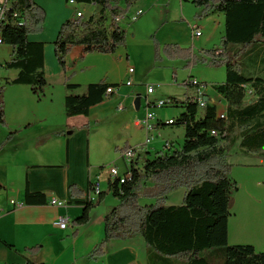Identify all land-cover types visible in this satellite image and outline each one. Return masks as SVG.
Masks as SVG:
<instances>
[{
  "label": "trees",
  "instance_id": "trees-1",
  "mask_svg": "<svg viewBox=\"0 0 264 264\" xmlns=\"http://www.w3.org/2000/svg\"><path fill=\"white\" fill-rule=\"evenodd\" d=\"M67 2L69 0H66ZM82 6H94L95 11L87 18L71 17L60 27L53 42L58 64L65 73V111L68 118L89 116L92 108L115 99L108 89H119L122 84L109 83L104 79L84 88L71 82V70L67 57L76 48L80 59L88 54L114 55L127 43V31L115 17H126L138 0H75ZM203 10V15L223 14L225 34L221 45L201 50L198 57L193 47L185 48L178 43L162 45L155 42L154 59L181 60L190 69L198 63L212 67L224 66L226 81L211 88L227 103L221 114L216 104L206 94H198L179 100L169 97L168 107H180L183 113L177 118L160 121L162 125L184 128L182 147L167 144L165 149L152 158L144 151L138 152L128 172L122 177L110 178L105 191L100 190L95 199L97 183H88L84 191L73 184L70 196L81 215L73 220L79 228L91 222L93 210L100 207L111 195L118 206L105 216V237L89 253L91 261L106 255L107 244L142 237L147 245V264H178L177 258L186 264H264V252H256L253 246L228 244V222L231 216L233 196L238 184L231 178L233 164L231 151L238 146L244 155L264 157V0H181ZM47 18L46 10L35 0H13L6 8L0 24V38L4 45L13 49L12 58L6 62L8 70H18L14 80L0 83V134L7 127L4 91L8 85H26L41 98L48 82L44 73L45 43L29 40L30 35L43 33ZM244 57L242 60L241 58ZM250 62L260 72L243 73V64ZM191 90L201 91L207 84L195 82L193 77L184 81ZM248 95L253 99L246 103ZM207 102L200 107L199 99ZM156 102H149L153 106ZM203 109V114L199 115ZM215 132V134H213ZM16 132H9L0 142V151ZM132 149L126 145L123 149ZM145 154L148 158L144 161ZM3 186L0 185V189ZM184 188L183 203L164 206L168 196ZM142 198L155 200L154 204L142 205ZM85 199V200H84ZM46 193L25 191L24 205H47ZM78 231L74 233L77 235ZM1 241V240H0ZM7 248L14 246L1 241ZM42 247L36 245L26 251L36 255ZM27 264H36L28 261ZM44 264V263H38Z\"/></svg>",
  "mask_w": 264,
  "mask_h": 264
},
{
  "label": "crops",
  "instance_id": "crops-1",
  "mask_svg": "<svg viewBox=\"0 0 264 264\" xmlns=\"http://www.w3.org/2000/svg\"><path fill=\"white\" fill-rule=\"evenodd\" d=\"M2 1L0 0V2ZM35 1L45 8L47 18L43 33L30 35L29 40L45 43L44 73L49 86L41 98L37 97L32 92L31 87L26 85H8L5 87L7 127L0 134V142L5 139L9 132H16V135L0 151V185L3 186L0 191L4 193L0 198V202L4 204L0 206L5 210V215L0 218V240L14 246V250L20 254L24 250L30 261L36 264L41 262L52 264L48 258L43 256L46 252L52 253L55 233H67V239L76 242L84 230L92 229L94 224L98 223L99 231L92 235V237L95 236L93 250L105 237L104 219L110 209L105 207L108 196L100 207L93 210L99 212L97 219L94 220L91 214V222L84 227L77 228L73 226V220L78 215L72 219L68 214L69 206L55 207L50 204V201L56 199L66 202L68 205H74L72 203L77 200H73L69 192V187L73 184L86 191L89 182L98 183L100 190L105 191L110 179L107 169L115 167L118 170L117 163L120 160H123L126 165H130L122 157L126 145L132 148L141 147L144 152L150 154L148 145L152 144L151 141L154 137H157L159 139L157 143L163 147L158 151L160 152L165 149L167 144L176 147V141L172 138L176 135V131H170L168 135L161 134L160 130L166 125H162L161 128H157V125L162 119L152 121L154 127L149 133L138 127L136 123H140L147 116L149 110L147 99L149 98L146 95V103L142 104V97L134 90L129 91V86L125 87L124 84H122L124 87L121 86L122 88L120 87L115 93V99L92 108L89 116L68 118L65 111V73L59 67L55 51L53 55V51L50 49L49 63L51 66L49 67L47 63L48 43L45 37L47 34L46 26L52 22L53 34L50 40L51 42L55 41L61 25L72 16L68 18L62 16L50 0ZM158 4V0H151L145 3V10H152ZM85 7L92 9V11L89 10V16L95 11L94 6ZM139 10L144 9L139 8L132 16L136 15ZM198 11L203 13L201 8H198ZM202 13L201 16H205ZM198 15L197 13L196 17ZM221 18L219 17V23L220 25L224 23L225 29V18ZM202 36L203 34L196 40ZM8 47L10 50L9 59H11L13 49ZM74 52V58H79V61L69 73H73V79L78 77V73L85 77L84 80H77V82L74 80V82L86 87L91 83H98L110 78V66L101 76L95 77V75H97L99 63L114 65L119 49L114 55L88 54L82 59H80L79 48L74 49ZM127 58L129 59V55ZM119 59L122 61V57L119 56ZM10 71L11 77L8 79L17 78L19 71ZM58 73L60 78L64 79L63 89L54 92L49 87L52 77ZM118 81L122 80L111 81L110 83L118 84ZM196 81L200 82L197 79ZM207 90L206 88L199 92L196 91L195 95H208L212 100L211 103L216 104L221 114H224L227 110L226 101L213 89L211 93ZM83 91L84 89L81 92ZM128 108L130 111L126 114ZM170 119L172 118L166 120ZM132 122L134 128L139 130L138 132H144L145 140L134 141L130 127ZM66 131L69 132L66 133ZM183 134L185 137V131ZM147 139H150L148 144H146ZM251 156L256 155H244L242 151L239 152V155H232L231 153L230 161L233 164L231 178L238 184V191L233 196L231 216L228 222V244L230 246L250 245L254 247L256 252L261 253L264 252V162L255 163L252 160H246ZM128 170L129 166L125 174ZM27 187L32 193H46L47 205H24ZM12 197L17 200L12 199ZM90 197L95 199L96 195L91 194ZM11 201H15L21 206H13ZM63 210L64 213H62ZM79 211L82 213V208ZM58 215L70 217L71 226H73L71 232H68L71 226L66 230H61L55 226ZM76 231L78 233L74 235ZM58 241L62 243V241ZM36 245L42 247L38 254L32 255L26 251L27 248ZM106 249L107 252L104 257L97 261H91L87 257L88 261L82 263L147 264V245L140 236L124 241H111L107 244ZM74 257L75 255H73ZM76 264L81 263L76 262Z\"/></svg>",
  "mask_w": 264,
  "mask_h": 264
},
{
  "label": "rangeland",
  "instance_id": "rangeland-1",
  "mask_svg": "<svg viewBox=\"0 0 264 264\" xmlns=\"http://www.w3.org/2000/svg\"><path fill=\"white\" fill-rule=\"evenodd\" d=\"M57 12L60 13L65 18L69 16L74 17L76 9L82 10L85 13V19L89 17V10L91 8L85 7L82 5L72 6L66 0H50ZM151 0H138V2L131 8L129 15L126 16L127 19H132V16L136 10L143 8L145 10V3ZM159 4L156 7H153L152 10H145V14L134 23H122L123 29L127 31V43L125 47L119 48V52L116 55V60L114 65H106L99 63L97 69V76H101L106 68L110 66V78H106L110 83L111 81H118V84H124L126 87V82L129 78H132L134 85L128 87L129 91L134 90L135 93L139 94L142 97V104L146 103V95L148 87L155 88V94L150 95L148 98L149 102H156L160 100L167 99L169 97H175L179 100H184L186 97L194 96L196 91L191 90L189 87L184 85V81L188 80L189 76H193L194 80H199L200 83L207 84V87H203V90L206 88L208 92H212V85L222 84L226 81V69L224 66L212 67L209 64L198 63L190 69H186V63L181 60L170 61L166 58H163L159 61L154 59V48L155 42L159 41L162 45L166 43H178L182 47L189 48L193 47L194 52L198 57H202L200 54L203 49H213L221 45L222 36L224 35V23L220 25L219 17L225 18L223 14H209L206 16H201L202 12L198 11V8L191 3H185L181 0H158ZM44 8V7H43ZM45 9V8H44ZM199 14L196 17V14ZM50 14H52L50 12ZM221 18V19H222ZM54 19V24H55ZM68 20V19H67ZM193 24H197L203 34L201 38L196 40L198 37H194ZM45 25V24H44ZM46 40L48 43L47 49V63L49 67V59L51 57L50 50L53 51L54 55V46L51 42V36L53 34V23L51 22L46 26ZM74 50L67 57V62L69 63L71 69L79 61V58H74ZM100 55V54H96ZM129 55V59L127 58ZM119 56L122 57V61L119 59ZM10 58V50L7 45H0V83L3 84L5 79L11 77V71L5 67V64ZM242 60L244 57L241 58ZM60 67V66H59ZM133 69L134 74L129 76V70ZM243 73L249 75L252 71L260 72L256 67H252L250 62H245L243 64ZM58 75H55L51 79L50 89L54 92H58L60 89H63L64 79ZM71 76V82L75 83L80 80H84L85 77L80 76L73 79V73H69ZM62 79V80H61ZM123 82V83H122ZM123 86V85H122ZM123 86V87H124ZM85 86H82L81 90L78 93H82V89ZM122 88V87H121ZM253 99L252 95H248L246 103H249ZM151 112L154 113L155 117L153 121L157 119H162L164 121L169 118L177 119L182 113L183 109L180 107H168V108H151ZM130 111V108L126 110V114ZM203 114V109L200 110L199 115ZM131 130L133 132L134 141L138 142L145 140L144 132H138L134 128L133 122L131 123ZM170 131H176V135L172 138L176 141V147L180 148L184 141V128L179 126H165L160 132L161 134L170 133ZM69 131H66L68 133ZM162 137L160 138V140ZM156 140V141H155ZM159 140L157 137H154L152 144L148 145L150 152V157H154L155 154L162 149V145L157 143ZM155 141V142H154ZM161 143V142H160ZM162 144V143H161ZM164 150V149H163ZM144 151V149H143ZM240 148L236 146L232 151V155H239ZM231 157V154H230ZM148 158L145 154L144 161ZM246 160H252L255 163H263L264 157L260 156H251ZM130 165H126L123 160L118 161L117 167L121 176L125 175V172ZM185 189L181 188L168 196L167 201L163 204L164 206H179L183 203V198L185 194ZM17 194V193H15ZM4 195L0 191V198ZM16 197V196H15ZM14 197H12L13 199ZM11 199V198H10ZM14 200H17L14 198ZM66 206H69V216L73 219L74 216L78 218L80 213V207L75 205H68V203L63 202ZM118 200L109 195V198L106 201L105 207L112 209L118 206ZM142 205L154 204L155 200L142 198L140 200ZM4 203L0 202V205L3 206ZM64 213V210L63 212ZM99 213V212H98ZM97 211H93L92 216L94 220L97 219L99 215ZM99 224H94V227L89 230H84L78 241L73 242V240H68L67 233H55L54 234V244L52 247V253L46 252L44 258H48L52 264H76V262L82 263L83 261H88V254L94 247L93 243L94 237L93 234L99 231ZM73 226L68 229V232H71ZM62 241V243L59 241ZM76 258V261H74ZM178 264H186L188 261L186 259L177 258ZM30 261L28 254L22 250L21 254L16 252L14 249L7 248L4 244L0 242V264H27ZM32 263H35L31 261ZM48 264L46 262H41ZM214 264H221L219 259L213 261Z\"/></svg>",
  "mask_w": 264,
  "mask_h": 264
},
{
  "label": "built area",
  "instance_id": "built-area-1",
  "mask_svg": "<svg viewBox=\"0 0 264 264\" xmlns=\"http://www.w3.org/2000/svg\"><path fill=\"white\" fill-rule=\"evenodd\" d=\"M12 1L13 0H3L2 2H0V24L3 22V20L5 18L6 8L10 5V3ZM68 3L72 6H79V4L75 0H69ZM143 14H144V10H139V14L134 16V18H132V19H123V17H121V16H117V17H115V19H120L121 24L124 22L134 23V22L138 21V19H140V17ZM74 16L76 18L85 17V13L82 10H79L77 8ZM192 28H193V32H194V37H200L202 35V32L197 25H194ZM2 44L3 43H2V40L0 38V45H2ZM132 74H134V71H133V69H130L129 70V76ZM195 82H197V81L195 80ZM126 85L129 87H132L134 85L132 78H129L127 80ZM117 91H118V89H108V94H115V93H117ZM153 94H155V88L154 87H148L147 98ZM147 103H148L149 110H148L146 118L143 121H141L140 123H136V124L138 127L143 128L146 132L149 133L154 127V125L152 124L153 123L152 121L155 117L154 113L151 112L150 109L151 108H165L167 102L165 99L160 100L157 103H154L153 106H151V107L149 106V100L148 99H147ZM199 103H200L201 108H205L207 105V102L205 100H203L202 98L199 99ZM220 117H221V112H220ZM221 118L223 119L224 117H221ZM168 123L171 124V123H173V121L170 119L168 121ZM213 134H215V132H213ZM149 142H150V139H147L146 144H148ZM141 150H142L141 147L129 149V150L124 151L122 153V157L128 163H131V161L134 158H136L138 152H140ZM107 170L109 171L110 178L122 177V182H124L125 176H120L118 170L115 167H109ZM99 191H100V186L97 183V185L95 186V192L92 194L97 196V193ZM11 204L13 206H21L19 203L15 202V201H11ZM50 204L52 206H55V207H65L66 206V204H64L62 201H59L56 199L51 200ZM4 215H5V210L0 206V218H2ZM71 224H72V221H71L70 217L67 215H58L56 217L55 226H57L61 230L68 229L71 226Z\"/></svg>",
  "mask_w": 264,
  "mask_h": 264
},
{
  "label": "bare ground",
  "instance_id": "bare-ground-1",
  "mask_svg": "<svg viewBox=\"0 0 264 264\" xmlns=\"http://www.w3.org/2000/svg\"><path fill=\"white\" fill-rule=\"evenodd\" d=\"M138 14H139V11L137 12V14H136V15H138ZM136 15H135V16H136ZM133 18H134V17H133ZM123 19H127V18H126V17H124ZM115 21H116L117 23H121V22H120V19H115Z\"/></svg>",
  "mask_w": 264,
  "mask_h": 264
}]
</instances>
